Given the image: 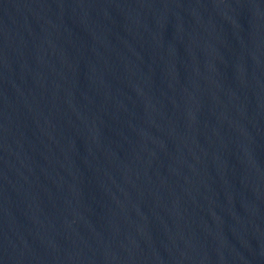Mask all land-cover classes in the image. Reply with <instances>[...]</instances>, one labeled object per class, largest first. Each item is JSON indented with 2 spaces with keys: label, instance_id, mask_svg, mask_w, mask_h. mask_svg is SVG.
I'll use <instances>...</instances> for the list:
<instances>
[{
  "label": "water",
  "instance_id": "water-1",
  "mask_svg": "<svg viewBox=\"0 0 264 264\" xmlns=\"http://www.w3.org/2000/svg\"><path fill=\"white\" fill-rule=\"evenodd\" d=\"M0 264H264V0H0Z\"/></svg>",
  "mask_w": 264,
  "mask_h": 264
}]
</instances>
